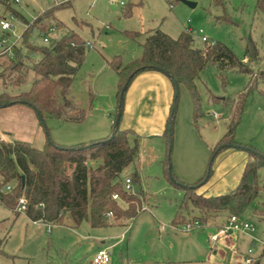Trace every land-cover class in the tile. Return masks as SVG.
<instances>
[{
    "label": "rangeland",
    "instance_id": "rangeland-1",
    "mask_svg": "<svg viewBox=\"0 0 264 264\" xmlns=\"http://www.w3.org/2000/svg\"><path fill=\"white\" fill-rule=\"evenodd\" d=\"M187 1L196 5L192 7L183 0H8L7 8L0 0V16L13 22L9 31L3 32L0 27V38L6 35L8 43L22 48L24 54L28 53L22 39L25 31L31 46L48 45L46 37L53 40L65 32L77 33L87 43L69 92L86 111V117L82 122L47 117L44 124L32 107L43 134L42 147L48 137L62 146L89 144L110 135L118 120L122 127L134 122L133 118L128 122L120 118L121 79L110 65L115 57L126 65L142 55L143 37L135 39L128 35L129 31L142 32L144 36L159 29L174 38L188 31L196 46L223 43L246 63V46L252 39L262 57L249 64L250 71L234 67L220 70L208 64L195 80L200 97L198 108L188 86L179 84L172 141L155 135L140 136V155L121 174L122 183L134 174L140 179L131 184L133 195L140 190L145 194L137 203L141 208L136 216L115 220L111 215L107 217L109 225L92 227L88 220L76 226L67 215L64 224H50L48 230V225L29 219L20 222L21 215L14 219L12 211L0 202V238L5 239L0 264H97L101 249L109 252L107 264H264V192L240 215L254 229L239 232L232 246L223 247L222 259L212 251L214 227L186 230L185 224L173 225L178 214H187L182 207L183 190L173 178L192 185L206 175L214 151L241 105L233 140L264 153V13L257 7L258 0ZM46 10L50 11L48 23L64 26L45 32L37 26L30 27ZM38 58L29 53L27 61L32 64ZM34 79L29 69L24 83L4 89L0 82V92H27ZM122 109L125 110V100ZM7 110L0 107L3 139L13 135L7 133L17 131L22 120V116L19 121L15 113ZM226 149L231 147L216 155L214 169ZM117 203L122 209L129 204L120 199Z\"/></svg>",
    "mask_w": 264,
    "mask_h": 264
},
{
    "label": "trees",
    "instance_id": "trees-1",
    "mask_svg": "<svg viewBox=\"0 0 264 264\" xmlns=\"http://www.w3.org/2000/svg\"><path fill=\"white\" fill-rule=\"evenodd\" d=\"M7 8L8 0H3ZM6 1V2H5ZM257 7L264 13V0L257 1ZM50 11L40 14L30 27L37 26L42 32L53 27L47 22ZM1 18V16H0ZM62 23L54 25L57 29ZM128 35L143 40L142 55L126 65L115 57L110 65L120 76L121 113L125 94L133 79L146 70H159L179 84L185 83L190 89L195 106L199 107V94L195 80L208 64H215L220 70L227 67L250 71L249 64L259 62L262 57L252 39L246 46L247 63L239 60L225 44L217 42L196 46L192 34L183 31L177 38L157 29L143 36L142 32L129 31ZM27 54L15 46L14 55H0V82L4 89L17 87L25 82L28 70L35 74L32 87L27 92L13 94L7 90L0 92V107L13 104H27L35 109L42 122L47 117L63 121L82 122L86 111L69 96L70 88L83 62L86 41L77 33L65 32L50 40L48 45L31 46L27 40V31L22 35ZM206 42V41H205ZM29 53L39 55L36 62L30 64ZM8 83V84H7ZM179 97V96H178ZM178 97H174L173 106L167 121L165 135L167 141L173 136V124ZM231 120L227 133L218 143L211 159L208 171L195 184H181L173 178L174 184L183 190L182 207L186 216L178 214L173 225H183L199 221L200 227L212 226L216 230L226 225L231 215H240L264 192V153L253 151L233 139L234 130L241 113ZM141 137L132 129L121 128L114 122L110 135L89 144L62 146L47 138L44 146L38 148L30 142L19 139L0 138V202L10 209L16 219L25 213L33 222L46 225L64 224L67 215L76 226L88 220L92 227H104L111 220L106 217L109 211L115 220L132 218L140 212L142 190L128 192L121 182L122 172L140 155ZM232 146L242 148L249 154V160L239 184L221 195L206 196L199 193L200 186L211 178L214 161L223 149ZM131 177V176H130ZM132 181H139L137 174ZM10 185L7 190L6 186ZM119 193L128 207L118 205L113 198ZM27 200L25 211L18 210L20 198ZM142 211V210H141ZM4 238H0V252Z\"/></svg>",
    "mask_w": 264,
    "mask_h": 264
},
{
    "label": "crops",
    "instance_id": "crops-1",
    "mask_svg": "<svg viewBox=\"0 0 264 264\" xmlns=\"http://www.w3.org/2000/svg\"><path fill=\"white\" fill-rule=\"evenodd\" d=\"M174 95V84L166 74L157 70H146L139 73L127 89L125 94V110H123L121 118L124 122L126 118L127 122L130 121V118H133L134 122L125 123L121 128L132 129L139 136H142V138L155 135L163 137L167 141L164 133L173 106ZM5 107L8 108L7 111L15 113L19 121L22 116L17 131H9L8 133L5 131L7 134L14 133V136L10 135L6 139L11 138L32 142L37 145L35 147L42 148L41 144L44 141L43 134L40 131L39 121L34 109L22 103ZM230 147L231 149H226L219 155L211 178L200 186L198 189L199 193H203L206 196L221 195L234 189L239 184L246 163L249 160V154L243 151L244 149L240 148L242 151H236L232 148L238 147ZM20 215V217L18 216L19 218L17 217L20 222L29 219L25 213H20ZM236 238L237 236L221 239L214 246L211 243L214 256L222 259L225 255L223 247L227 244L232 246V241Z\"/></svg>",
    "mask_w": 264,
    "mask_h": 264
},
{
    "label": "built area",
    "instance_id": "built-area-1",
    "mask_svg": "<svg viewBox=\"0 0 264 264\" xmlns=\"http://www.w3.org/2000/svg\"><path fill=\"white\" fill-rule=\"evenodd\" d=\"M15 2H18L19 0H14ZM13 26V22L9 19H7V17H1L0 18V27L2 29L3 32L5 31H9ZM56 27H51L49 30L54 31L56 30ZM9 35V34H7ZM204 41H207L206 37H203ZM50 39L49 38H45V42H49ZM15 53V44H9L8 43V37L5 35L2 38H0V55L2 54H9V55H14ZM131 184H132V179L130 176L126 177L125 182L123 183L124 187L126 188V191L128 192H133L131 190ZM11 187L10 185L6 186V189L9 190ZM2 189H0V193H1ZM113 198L115 200H119L121 199L119 193H114L113 194ZM26 202L27 200L25 199L24 196H22L20 198L19 201V206H18V210L23 212L26 209ZM113 213L112 211H109L106 214V217L111 216ZM201 226V223L199 221H193V222H188L185 224V228L186 230H191L193 228H198ZM249 229H254L253 226H251L248 222L246 221H242L241 218L237 215H231L228 222L226 223L225 226H223L222 228L218 229L214 234L211 235V243L214 245H216L221 239H225V238H231V237H235L237 236V234L241 231H246ZM48 230H50V225L48 224ZM263 246H264V241H263ZM108 259H109V252L107 249H101L97 255L96 258V263L97 264H107L108 263ZM246 263H250L251 260L250 259H245ZM252 263V262H251Z\"/></svg>",
    "mask_w": 264,
    "mask_h": 264
},
{
    "label": "water",
    "instance_id": "water-1",
    "mask_svg": "<svg viewBox=\"0 0 264 264\" xmlns=\"http://www.w3.org/2000/svg\"><path fill=\"white\" fill-rule=\"evenodd\" d=\"M184 2H186L188 5L194 7L196 5V3L194 2H190V1H187V0H183ZM172 82L174 84V87H175V98H177L179 96V83L177 82V80L173 79L172 78ZM123 96V91L121 93V97ZM6 105H4L5 107ZM177 108V103L174 104V109ZM45 124V122H43ZM117 123H119V120L117 121ZM171 141H172V137H171ZM230 146H232V144H230Z\"/></svg>",
    "mask_w": 264,
    "mask_h": 264
}]
</instances>
